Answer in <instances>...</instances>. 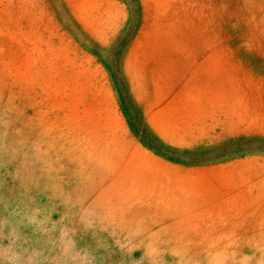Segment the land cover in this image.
Wrapping results in <instances>:
<instances>
[{"label":"rangeland","instance_id":"rangeland-1","mask_svg":"<svg viewBox=\"0 0 264 264\" xmlns=\"http://www.w3.org/2000/svg\"><path fill=\"white\" fill-rule=\"evenodd\" d=\"M0 264H264V0H0Z\"/></svg>","mask_w":264,"mask_h":264}]
</instances>
